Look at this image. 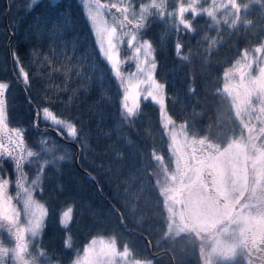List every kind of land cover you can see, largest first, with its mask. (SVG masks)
<instances>
[{
    "label": "trees",
    "instance_id": "obj_1",
    "mask_svg": "<svg viewBox=\"0 0 264 264\" xmlns=\"http://www.w3.org/2000/svg\"><path fill=\"white\" fill-rule=\"evenodd\" d=\"M80 1L39 0L28 11V0H0V80L11 83L6 94L9 126L27 129V144L43 155L42 147L37 149L35 142L48 138L32 127L34 113L30 104L49 106L59 116L73 119L78 128V138L72 141L79 149L78 167L93 177L102 195L74 165L75 147L50 133L53 142L44 147L56 148L51 156H67L45 170L42 192H34V198L44 203L49 213L36 240L43 258L40 263L68 264L89 240L108 237L118 230L127 240L141 246L152 264H171L170 256L173 264H201L200 248L193 238L185 237L179 246L173 247L171 242H175L170 240L174 238L168 237L170 240L157 245L152 235L139 227L146 225L137 222L143 213L153 216L148 225L154 233L167 223V218L161 219L158 212L154 179L158 182L162 172L154 150L161 147L162 156L168 159V138L158 109L151 102L142 103L140 99L137 115L131 121L121 119L120 84L101 62L95 35ZM243 1L236 25L229 18L228 22L219 20L215 28H210V20L201 15L194 20L187 18L191 22V31L187 32L177 19L159 22L152 17L147 30L142 32V39L149 40L154 48V77L166 85L164 102L168 117L198 134L216 125L224 99L223 75L240 67L238 61L246 51L261 48L260 55H264V5L259 0L261 3L247 8ZM8 31L12 35L10 41ZM177 42L183 45L179 56L175 51ZM13 51L29 72L27 94L14 77ZM101 76L103 79H98ZM24 171L30 178L35 176L34 167L26 165ZM4 174L12 181L11 187L16 177L6 158L0 172ZM129 203L136 210L134 219L125 208ZM68 206L73 209L72 222L65 231L60 225V214ZM113 208L128 229L147 239L151 252L157 254L155 258L147 253L143 237L123 230ZM67 236L71 237L70 247L65 246Z\"/></svg>",
    "mask_w": 264,
    "mask_h": 264
},
{
    "label": "rangeland",
    "instance_id": "obj_2",
    "mask_svg": "<svg viewBox=\"0 0 264 264\" xmlns=\"http://www.w3.org/2000/svg\"><path fill=\"white\" fill-rule=\"evenodd\" d=\"M241 1L243 0H167L164 18H153L159 22L179 20L178 16H168L167 12L183 6L195 9L196 18L201 15L207 17L211 23L210 28H215L219 20L228 22L229 18L236 25L240 9L244 6ZM260 1L245 0L243 3L247 8L251 4L264 5V0ZM80 2L86 14L88 8L84 0ZM101 2L111 5L117 0ZM148 2L150 0H133L136 8L140 3ZM189 17L193 20L192 12H185L184 18ZM103 18L111 25L118 23L122 17L106 9L103 10ZM128 29L131 30V26ZM259 49L261 48L242 53V58L238 61L240 67L229 69L223 75L222 109L216 115V125L206 127L202 134L174 123L165 111V102L155 104L150 99L145 101L143 96L140 97L142 103L151 102L157 107L159 120L168 138V159L162 156L161 147L154 150L162 172V178L158 182L154 179L158 188V212L161 219L167 218V223L162 230L154 233V229L148 225L152 221L151 214L143 213L137 222L146 224L139 227L150 233L157 245L174 238L170 240L175 242H171L174 247L179 246L185 237L193 238L200 248L201 264L234 261L248 264L241 250L243 236L249 230L257 238L260 236L264 239V55H260ZM132 56L133 50L126 43L123 44L120 57L127 60L123 65L126 77L128 73L135 71L136 60L128 59ZM130 79L135 82L136 77ZM120 88L123 94V88ZM206 172L210 177L205 175ZM8 192L21 210V226L26 227L28 217L23 212L22 190L14 183ZM17 192L21 193L20 198L16 197ZM125 208L131 219H134L136 210L133 204L129 203ZM247 223L253 226L252 230ZM28 236L30 234H26V238ZM123 237L117 230L108 237L93 239L111 242L115 253L114 264H152L150 259L145 258L141 246ZM0 239L7 246H12L5 228H0ZM93 239L74 253L68 264L82 258L83 249ZM38 249L39 247L34 248L32 252L38 264H41L43 258ZM103 261L106 262L107 258H103Z\"/></svg>",
    "mask_w": 264,
    "mask_h": 264
},
{
    "label": "snow or ice",
    "instance_id": "obj_3",
    "mask_svg": "<svg viewBox=\"0 0 264 264\" xmlns=\"http://www.w3.org/2000/svg\"><path fill=\"white\" fill-rule=\"evenodd\" d=\"M38 3L39 0H28L27 10L31 11ZM84 3L88 8L86 16L94 31L101 62L106 64L111 76L123 88L120 101L121 119L131 121L137 115L141 96L145 101L150 99L155 104L163 103L166 85L158 82L154 77L157 69L154 48L149 40L141 38V33L147 30L152 17L164 18L167 0H150L148 3H140L138 8L134 7L133 0H117L111 5L102 4L101 0H91V4L89 0H84ZM105 9L109 11L115 9L122 18L118 20V23L109 25L103 18ZM189 11L192 12L194 20L196 10L183 6H179L174 11H168L167 15L178 16V24L190 32L191 22L184 18L185 12ZM128 26H131V30ZM125 43L129 49L133 50V56L128 59L136 60L135 71L128 73L127 77L123 70V65L127 63V60H122L120 57L121 46ZM182 47L181 43H175L178 56ZM12 58L16 64V70H14L16 83L22 85L27 94L30 88L29 72L26 71L15 51L12 53ZM130 77H136L135 82ZM98 79H103V77H98ZM141 85L146 87L142 88ZM10 87L9 81L0 80V172H3V163L6 158L13 165V173L16 177L15 186L23 192V212L28 220L27 226L22 227L21 210L13 202L14 197L8 192L12 181L6 174L0 175V228L6 229L12 245L7 246L3 239H0V264H38L32 249L40 247L36 240L45 227V218L49 213L46 205L37 201L33 193L42 192L41 184L45 170L65 159V155L51 156L50 154L55 152L56 148L44 147V145L53 142L50 138V130L61 139L76 141L78 128L73 119L59 116L49 106L34 107L35 117L32 127L38 130L40 136L48 139L38 138L35 142L37 149L42 147L43 155L39 150H32L25 139L27 129L9 126V104L6 94ZM29 103H31L30 98ZM26 165L34 167V177L30 178L24 171ZM20 196L21 193L17 192L16 197L20 198ZM72 212V206H68L60 214V225L65 231L69 229L72 222ZM26 234L30 236L26 238ZM65 246H71L70 236L66 237ZM105 257L106 262L103 261ZM114 258L115 253L110 241L93 239L83 249V257L73 261V264H114Z\"/></svg>",
    "mask_w": 264,
    "mask_h": 264
},
{
    "label": "flooded vegetation",
    "instance_id": "obj_4",
    "mask_svg": "<svg viewBox=\"0 0 264 264\" xmlns=\"http://www.w3.org/2000/svg\"><path fill=\"white\" fill-rule=\"evenodd\" d=\"M104 11H106V9ZM110 11L114 12L116 16H120V14L114 11V9ZM205 175L210 177V174L208 172H206ZM247 225L250 230L253 229L252 225H249L248 223ZM263 243L264 239H262L260 236H258L257 238V236L252 235V232L249 230L248 233H246V236H243L241 242V250L243 252L244 258L248 261V264H264Z\"/></svg>",
    "mask_w": 264,
    "mask_h": 264
},
{
    "label": "water",
    "instance_id": "obj_5",
    "mask_svg": "<svg viewBox=\"0 0 264 264\" xmlns=\"http://www.w3.org/2000/svg\"><path fill=\"white\" fill-rule=\"evenodd\" d=\"M111 10H112V9H111ZM6 11H7V6H6ZM4 23H5V26L7 27V24H6V18H5V20H4ZM11 38H12V35H11V33L8 31V41H10ZM7 55H8V60H9V63H10V53H9V47H8V44H7ZM30 106H31V108H32V110H33L34 106H33L32 104H30ZM33 113H34V111H33ZM34 117H35V113H34ZM33 119H34V118H33ZM42 128H43V127H42ZM34 130H35L36 132H38L37 129L34 128ZM50 133H52L53 135H55L59 140H61V141H63V142H66V143H68L69 145L75 147L76 150H75V155H74V158H73V160H74V165L76 166V168H77L79 171H81V169L78 167V164H77V157H78V154H79V149H78L77 145H76L74 142H72V141H67V140H65V139H61L59 136L56 135L55 132H53V131H51V130H50ZM81 172H82L85 176H87V178L93 183V185H94V187H95V189H96V192L102 197V195H101V193H100V191H99V189H98V187H97V184H96L95 180L93 179V177H92L91 175H89L87 172H83V171H81ZM104 200H105V199H104ZM113 210L116 212V215H117L118 221H119V223H120V226H122L123 230L126 231L127 233H130V234H133V235H136V236H141V237H143V239H144V241H145V245H146L147 253H148L152 258H155V257L157 256V254H153V253L151 252L150 244H149V242L147 241V239H146L142 234H140V233H138V232H136V231H133V230L128 229V228L125 226V224L123 223L122 218H121L119 212H118L116 209H114V208H113ZM165 253H167V252H165ZM167 254H168V253H167ZM170 261H171V264H173V259H172L171 256H170Z\"/></svg>",
    "mask_w": 264,
    "mask_h": 264
}]
</instances>
